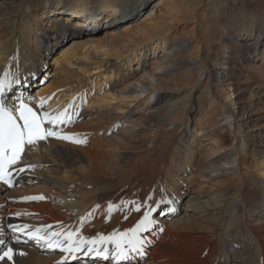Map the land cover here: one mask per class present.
<instances>
[{"label":"bare ground","instance_id":"obj_1","mask_svg":"<svg viewBox=\"0 0 264 264\" xmlns=\"http://www.w3.org/2000/svg\"><path fill=\"white\" fill-rule=\"evenodd\" d=\"M260 47L264 0H0V76L7 69L22 81L6 93L10 104L18 105L17 96L37 97L49 107L57 104L55 113L44 112L67 109L73 120L82 118L88 84L110 87L136 75L148 50L159 61V72L150 70L125 87L136 106L131 100L111 104L116 112L124 108L122 114L96 108L95 130L71 134L84 143L45 140L26 148L24 163L17 165L25 169L16 179L19 188L0 184V252L13 247L16 253L0 264H55L62 258L67 264H262L264 148L252 139L246 103L252 84L246 64ZM202 95L204 107L192 110ZM137 106L146 112L133 121L143 127L123 135L122 143L112 142V123ZM201 113L199 129L209 119L213 125L223 120L234 136L209 159L200 152L194 157L190 146L195 134L188 123ZM103 126L109 139L100 136ZM220 131L209 133L219 146L226 141ZM77 165L83 173L74 178ZM23 189L45 199L27 201ZM148 196L156 223L143 236L151 243L145 255L122 262L114 263L112 252L110 261L83 254L95 245L70 261L43 249L42 242L25 240V232L14 244L7 227L107 237L132 228L145 210L131 211L121 202L142 203ZM161 198L169 202L157 204ZM110 203L119 206L111 213Z\"/></svg>","mask_w":264,"mask_h":264},{"label":"snow or ice","instance_id":"obj_2","mask_svg":"<svg viewBox=\"0 0 264 264\" xmlns=\"http://www.w3.org/2000/svg\"><path fill=\"white\" fill-rule=\"evenodd\" d=\"M22 81L18 76L9 73L7 69H4L3 75L0 76V96H4L13 85H20ZM17 100H21L19 105L18 114L19 121L14 116L12 110L5 106V102H0V182H3L8 187H12L11 176L13 171L24 172L23 167L17 168L16 166L24 163L22 160V154L25 153V145L35 146L38 141H45L47 138L52 137L57 140L70 141L74 144L84 143L83 140L74 138L72 135L61 134L58 131H54L53 127H45V123L51 126H56L61 123L70 121L72 117L68 115L67 109L58 115H52L49 112H43L38 114L34 111L33 107H29L27 104L22 102V97L17 96ZM44 101L41 100L40 107H43ZM31 167V165H29ZM26 200H43L44 196H31L25 197ZM152 199L151 196L145 198L140 203L136 201L121 202V206L126 204L132 205L131 211L141 212L142 216L137 220L132 228L125 230L119 234H112L107 237L98 236L97 238L88 239L79 235V232L74 234L72 232L61 233V232H44L42 229H35L34 231H26L27 225L17 226L9 223L7 225L13 233L12 241L14 244L20 243L18 233L25 232L30 240H35L39 245L42 241L46 245L48 250L59 249L61 256L64 253H68L69 256H73L77 252H81L86 245L102 244L105 241H111L114 244V258L117 261H124L131 258V255L143 256L146 253V245L150 244L151 241L147 240L143 233L149 232L152 226L156 223L153 218V213L156 212V208L150 206L149 201ZM165 199L161 198L156 203H168ZM99 207V205H97ZM117 205L108 204L107 211L111 213L115 210ZM169 212L174 209L169 208ZM91 214V213H90ZM18 215V214H17ZM127 219V215L124 217ZM83 219V217L81 218ZM46 229H50V225L44 226ZM163 231V229H160ZM64 236L65 243L62 245L59 242V237ZM75 236V238H74ZM55 239V243L53 242ZM5 241L0 240V246H4ZM95 252L97 256H103L107 258L109 250L104 248L103 251L98 250L94 247H88L84 255ZM16 253L13 247H7L6 250L0 252V261H13V257ZM19 255H25L20 252ZM55 264H67L66 258H62L55 262ZM264 264V261H262Z\"/></svg>","mask_w":264,"mask_h":264},{"label":"rangeland","instance_id":"obj_3","mask_svg":"<svg viewBox=\"0 0 264 264\" xmlns=\"http://www.w3.org/2000/svg\"><path fill=\"white\" fill-rule=\"evenodd\" d=\"M105 50L111 48V46H106L104 47ZM94 49V47H91V50ZM101 49V48H100ZM118 49H120V46L118 47ZM102 50V49H101ZM163 53H165V51H160L159 55H162ZM52 54V53H51ZM144 62H143V67L139 70V72L136 75H131V76H127V77H122L119 78L115 83H112L110 85V87H107L105 85H100V83L98 85H96V83H93L91 85L88 84V86L86 87L85 90H88V92L86 93L85 96V101H84V105L83 108L86 109V113L84 115V117L82 118H76L70 126H67L65 129L59 131L61 134H67V135H71L72 133H77V134H81L83 131H94L95 128L92 125L94 122H97V120L99 119V117H97V114H95V109L98 108V111H101L104 106L105 108H110L113 111H117V110H113L116 106L119 104V102L122 103V101H130L128 104H131V106H136L137 103H139V101H137L136 99H128L126 96L125 92V87L129 85V83L132 80H137L139 79H143V77H146L148 74V71L152 70L155 72H159V69L156 67L157 65L159 66V61H158V57L154 56L153 54L148 50L147 55L144 57ZM157 68V69H156ZM246 70H248V78L249 81H252V84L250 86V89L247 92L246 95V103L248 105L249 111H250V123H249V130L252 132V139H254L255 143L258 144V146L263 147L264 148V48L260 47L258 48V50L255 52L254 56H251L246 64ZM147 73V74H146ZM144 75V76H143ZM39 76V75H38ZM142 76V77H141ZM223 76V75H221ZM225 79L226 76L221 77V85L224 86L225 84ZM99 87V88H98ZM92 88V89H91ZM120 90V91H119ZM116 92V93H115ZM188 91L186 90L185 93H187ZM113 93L114 95H117L116 99L110 100L109 95ZM222 95H224V93H221ZM119 95V97H118ZM230 95L233 96L232 93H230ZM205 96V94H204ZM202 95V99L198 104H195L190 109L197 111L198 107H204L203 105L205 104V97ZM122 97V98H121ZM95 101V102H93ZM106 106L105 105V103ZM109 102V103H108ZM118 102V103H117ZM99 106H98V105ZM110 104V105H109ZM113 106H112V105ZM139 105V104H138ZM95 106V107H94ZM91 107H94L91 109ZM113 107V108H112ZM124 108L120 109L118 112V114H122L124 112ZM204 110V108L201 109ZM114 112V113H115ZM146 112L145 107H141V106H137L135 112H133L130 115L124 116L121 119H118L115 121V123H112V126L110 128H112L114 134H117L116 137L113 139L112 142L114 143H122L123 142V135L127 134L128 132H135L137 130H139V127H143V124H141L140 122H135L133 121V119L135 117L141 116L142 114H144ZM202 113L201 115H196L195 118L189 123L188 126H191V129L194 131V137L193 139L190 140V146L194 147V154L193 156L195 157H199V152L202 154V156L204 158L209 159L211 157V155L217 156L218 154L221 153L222 149L218 150V148L222 147L223 149H226L228 145L231 144L232 140H233V135L231 130L229 129V127L224 123L223 120H221V122L219 123H214V125L212 124V120L209 119V125L205 126V129H199L200 126L202 125L201 121H199V119L202 118ZM207 116H212V114H207ZM206 117V116H204ZM75 125V126H74ZM105 125V124H104ZM64 127V126H63ZM74 127V128H73ZM106 126H103L101 131L106 130L105 128ZM220 128V133L222 135H224V137L226 138L225 142H222V144L219 146L218 142H215L216 140H213V138L211 137L213 133H211L209 135L210 132H214L217 131ZM133 130V131H132ZM54 131H58L57 129H54ZM106 134H102L100 135L101 137H103L104 139H109L110 133H107L108 130L105 131ZM128 133V134H129ZM47 140H51V141H57V142H63L66 143L67 141H62V140H57L55 138L49 137L47 138ZM198 145V147H197ZM196 146V148H195ZM107 151H113V149H115V146L110 145L108 147H106ZM130 151H137V150H130ZM24 155V154H23ZM198 155V156H197ZM264 156V154L262 155ZM264 158V157H263ZM192 158V162H193ZM39 161V159H37V162ZM107 159H104V162L107 163ZM126 161L125 164H127ZM132 162V161H131ZM53 167V165H45L46 168L48 167ZM79 165H77L76 167H73L76 172L73 174V177L76 178V176L79 175V173H83L79 168ZM49 168V169H51ZM192 169V167H190ZM189 165L187 167L186 170H190ZM191 172V171H190ZM181 170L178 171L177 175L175 176L176 179H179L182 175H181ZM186 174V173H185ZM189 176L188 175H184V178ZM264 177V176H263ZM15 188H19V185L17 186L15 184L14 186ZM23 194H25L26 197H31V196H39L41 194H36V193H30V191H25V189L22 190ZM41 191V190H40ZM43 191V190H42ZM44 192V191H43ZM26 200V199H25ZM27 201H35V200H27Z\"/></svg>","mask_w":264,"mask_h":264}]
</instances>
